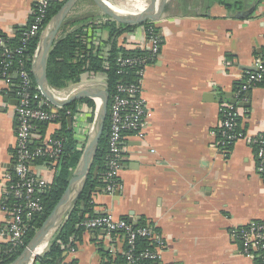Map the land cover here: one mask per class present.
I'll return each mask as SVG.
<instances>
[{
  "label": "crops",
  "instance_id": "obj_1",
  "mask_svg": "<svg viewBox=\"0 0 264 264\" xmlns=\"http://www.w3.org/2000/svg\"><path fill=\"white\" fill-rule=\"evenodd\" d=\"M38 1L0 0V33L13 37L27 27ZM107 1L115 6L124 0ZM226 1L231 8L219 0L168 2L154 22L162 40L161 55L146 67L142 82L149 109L146 137L128 134L124 139L121 189L107 194L99 182L89 190L90 202L80 208L81 217L111 213L129 222L136 217L138 224L160 232L167 249L149 264H257V259L243 254L233 232L252 222L264 223V176L247 140L237 142L227 154L220 149L219 129L223 106L236 103L246 74L264 61V0ZM76 5L81 12L74 14L84 16H72L78 22L71 30L104 15L92 0ZM146 25L129 26L116 39L117 46L145 52ZM100 82L96 76L84 87ZM236 105L243 113L239 130L264 135V85ZM17 106L15 92L0 79V248L5 246L1 201L13 169ZM61 130L57 124L47 125L33 139L42 143ZM104 135L107 151V131ZM35 168L50 186L56 172L42 163ZM50 242L42 243L46 248L40 255ZM70 245L61 264L123 263L125 243L119 233L82 229Z\"/></svg>",
  "mask_w": 264,
  "mask_h": 264
},
{
  "label": "built area",
  "instance_id": "obj_2",
  "mask_svg": "<svg viewBox=\"0 0 264 264\" xmlns=\"http://www.w3.org/2000/svg\"><path fill=\"white\" fill-rule=\"evenodd\" d=\"M48 4V0H39L36 3L32 20L23 32L20 47H12L5 38L0 36V79L15 92L18 101L15 112L16 137L12 155L13 169L5 185V198L1 201L6 220L1 230V239L5 246L0 248V256L17 252L24 246L31 222L44 213L42 197L49 185L37 175L35 167L40 162L56 172L63 156L65 141L59 135L48 137L42 143L34 141V134L38 130L37 124H57L61 130L63 123L65 121L68 123L67 120L72 118L71 131L74 139L79 148L85 149L95 129L100 108L99 102L93 100V107L82 103L76 107L75 111L67 110L66 107L52 104L44 96L40 87L34 83L31 72L26 66L24 51L30 40L35 38L40 40L45 33L49 24H44L48 14ZM109 21L113 20L104 14L101 18L91 20L83 26L86 32L83 36L84 45L89 53L102 56L106 61L105 66H109L111 43L109 41V43H103L105 37L102 32H98V35L93 38L88 30ZM146 24L145 52L135 56H120L118 59L120 67L118 74L128 75L129 69H136L134 82H119L113 93L110 92L108 147L103 168L97 172L99 182L107 194H114L121 189V171L125 160L123 143L126 135L132 134L143 140L150 125L149 109L143 97L142 82L146 67L161 55L162 40L154 21ZM96 76L107 83L106 74L101 73ZM96 76L93 77L94 79L87 78L65 89L51 87L52 92L58 99L66 100L84 88V84L95 80ZM262 84H264V61L246 74L236 91V103L243 99L245 94ZM34 101L38 103L37 106H34ZM236 103L224 105L221 110L220 149L227 154L237 142L247 140L255 149L257 169L264 176V135L249 136L239 130L243 113ZM90 117H93L92 121ZM79 226L85 230H102L110 236L121 234L125 243V249L121 254L122 264L153 263L158 261L167 249L165 238L156 229L148 225L134 226L128 220L117 218L111 213L85 218ZM233 233L243 245V254L252 259L262 258L264 264V223L252 222ZM140 242H146L147 247L141 248ZM5 247H8V250H4ZM111 253L117 252L112 248Z\"/></svg>",
  "mask_w": 264,
  "mask_h": 264
},
{
  "label": "trees",
  "instance_id": "obj_3",
  "mask_svg": "<svg viewBox=\"0 0 264 264\" xmlns=\"http://www.w3.org/2000/svg\"><path fill=\"white\" fill-rule=\"evenodd\" d=\"M67 0H51L48 4V14L47 19L44 24H48L53 16L62 8ZM176 1V0H175ZM185 0H177L181 3ZM220 3H224L227 7L231 8L232 5L226 0H219ZM89 20L83 21L87 23ZM78 20H73L67 18L63 27L61 28V36L58 37L56 44L54 45L48 59V80L51 87L56 89H65L73 84L80 83L87 78H93L98 74L104 73L107 76V83L110 87L111 94L114 91L115 86L119 82H134L136 78V69H129L128 75L118 74L120 69L118 65V59L120 56H135L141 53L137 51H125L119 48L116 44V39L129 27L126 25L118 24L115 21H109L101 26L92 27L88 30L90 36L95 38L98 32L107 33L109 38L112 40V50L110 52V57L108 59L109 66H105V59L98 55L89 53L86 46L84 45L83 36L86 35L84 31V25L79 24L74 30H68L75 25H77ZM68 27V28H67ZM25 28L18 29L14 37L10 38L7 35L0 33V36L5 38L7 42L12 47H20L23 38V32ZM114 39V41H113ZM39 39L35 38L28 42L27 48L24 51V59L26 60V66L29 68L32 78L35 82L32 65L34 60V55L37 51ZM264 85V84H262ZM261 85V86H262ZM86 103L90 106H94V101L91 99H83L81 101L74 102L66 107L67 110H74L79 104ZM38 103L34 101V106ZM93 117H90V121ZM67 122L63 123L62 130L58 133L60 138L64 139V151L63 156L59 161L56 168V175L53 183L49 186L47 192L43 195L44 203V213L41 216L35 218L30 224V229L25 236V244L17 252H12V254H2L0 256L1 264H11L15 261L24 249L29 244L30 240L34 237L35 233L42 227L43 223L48 219L49 215L53 212L59 201L61 200L63 194L65 193L70 178L83 154L84 149L79 148L76 140L74 139V134L69 130ZM38 130L44 133L47 124L38 123ZM108 129V119L106 122V131ZM106 137L103 135L100 142V149L97 158L89 175L87 184L80 195L77 205L73 208L71 214L67 218L63 227L58 230L51 239L50 245L45 253L38 256L35 259L34 264H61V258L64 253L68 250V246L71 242V237L78 234L83 227L79 224L84 220V216H80L81 205H86L90 202V197L88 193L90 189H94L99 185V179L94 178V171L96 167H99L98 171L103 168L104 156L106 153ZM37 145V143H33ZM40 163V162H39ZM144 223L138 225V227L144 226ZM139 246L141 248L147 247L146 242H140ZM4 250H8L5 247ZM123 260V259H122ZM257 264H263V259L258 258Z\"/></svg>",
  "mask_w": 264,
  "mask_h": 264
},
{
  "label": "water",
  "instance_id": "obj_4",
  "mask_svg": "<svg viewBox=\"0 0 264 264\" xmlns=\"http://www.w3.org/2000/svg\"><path fill=\"white\" fill-rule=\"evenodd\" d=\"M78 1L79 0H67L49 22L45 33L40 38L37 52L33 60L32 72L36 84L40 87L44 96L54 105L67 107L70 104L83 99L97 100L100 104V108L96 119L95 129L70 178L68 187L61 200L49 215L48 219L43 223L42 227L35 233L24 251L11 264H34L35 259L40 256V254H35L38 248L45 240L50 241L54 234L63 227L73 208L77 205L80 195L87 184L100 149L101 138L106 133L110 99V87L108 83L100 82L90 84L70 96L68 99L60 100L53 94L48 80L47 67L49 55L58 40L61 28ZM92 1L105 15L118 24L134 26L142 25L149 21H159L170 0H151L145 12L138 15L124 14L117 10L115 6L107 0ZM67 121L68 128L71 130L72 118H69ZM98 170L99 167H96V170L94 171L95 177H97ZM138 221L139 218L136 217L130 219V222L134 226L139 225Z\"/></svg>",
  "mask_w": 264,
  "mask_h": 264
},
{
  "label": "bare ground",
  "instance_id": "obj_5",
  "mask_svg": "<svg viewBox=\"0 0 264 264\" xmlns=\"http://www.w3.org/2000/svg\"><path fill=\"white\" fill-rule=\"evenodd\" d=\"M114 5L116 6L115 8L117 10H119L120 12L124 14L138 15V14H142L143 12H145L149 4L142 0H124L122 4L120 5L114 4ZM45 248H46V243L42 244L38 248V250L35 252V254L42 253L45 250Z\"/></svg>",
  "mask_w": 264,
  "mask_h": 264
},
{
  "label": "rangeland",
  "instance_id": "obj_6",
  "mask_svg": "<svg viewBox=\"0 0 264 264\" xmlns=\"http://www.w3.org/2000/svg\"><path fill=\"white\" fill-rule=\"evenodd\" d=\"M148 4H149V2H147ZM77 6V5H76ZM74 10V11H73ZM73 10H72V12L73 13H70V15L68 16V18H71L72 19V16H84V13H82V15H79V14H77L78 12H81V11H78L76 8L74 9L73 8ZM74 12H77L76 14L77 15H75L74 14ZM73 14V15H72ZM75 19H80V18H75ZM150 22V21H149ZM146 23H148V22H146ZM68 28V27H67ZM69 30H70V28H69ZM104 34V33H103ZM105 34H107V33H105ZM61 36V34H59V37ZM104 41H103V43H107L108 41L111 43V45H110V50H112V40L109 38V36H108V34L105 36V38L103 39ZM113 41H114V39H113ZM108 42V43H109ZM102 45V44H101ZM107 47V46H106ZM105 47V48H106ZM83 81H85V80H83ZM82 81V82H83Z\"/></svg>",
  "mask_w": 264,
  "mask_h": 264
}]
</instances>
